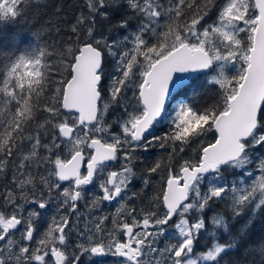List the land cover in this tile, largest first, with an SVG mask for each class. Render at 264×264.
<instances>
[{
    "label": "snow or ice",
    "instance_id": "1",
    "mask_svg": "<svg viewBox=\"0 0 264 264\" xmlns=\"http://www.w3.org/2000/svg\"><path fill=\"white\" fill-rule=\"evenodd\" d=\"M39 2L0 0V264H264V0H59L7 37Z\"/></svg>",
    "mask_w": 264,
    "mask_h": 264
},
{
    "label": "trees",
    "instance_id": "2",
    "mask_svg": "<svg viewBox=\"0 0 264 264\" xmlns=\"http://www.w3.org/2000/svg\"><path fill=\"white\" fill-rule=\"evenodd\" d=\"M59 0H40L39 6L33 9V14L29 17L28 22L25 24L21 22L20 24L16 25L11 30L6 29L5 35L10 37L11 35L15 34L19 39L23 40H31L30 33L37 30L41 24L44 23L45 20L48 19V16L44 13H51V5L58 3ZM74 0H64L65 5L73 3ZM49 7H45V6ZM35 25V27H33ZM7 42V41H6ZM223 207V205L221 206ZM251 231L255 238L259 239L261 236H264V216L257 215L254 217V222L251 226ZM208 243V234L206 233L204 237L201 238L199 244L197 246V252L204 250V245Z\"/></svg>",
    "mask_w": 264,
    "mask_h": 264
},
{
    "label": "flooded vegetation",
    "instance_id": "3",
    "mask_svg": "<svg viewBox=\"0 0 264 264\" xmlns=\"http://www.w3.org/2000/svg\"><path fill=\"white\" fill-rule=\"evenodd\" d=\"M114 211L113 208H106L105 211ZM96 260V264H116V258L114 257H111V256H108V257H103V258H100V257H97V258H94ZM85 260V264H88V258L85 257L84 258Z\"/></svg>",
    "mask_w": 264,
    "mask_h": 264
}]
</instances>
